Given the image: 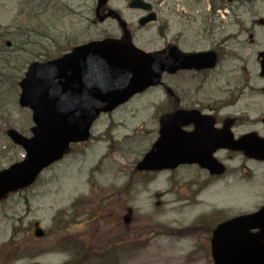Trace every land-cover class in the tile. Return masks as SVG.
Returning <instances> with one entry per match:
<instances>
[{
  "label": "rangeland",
  "instance_id": "374dc122",
  "mask_svg": "<svg viewBox=\"0 0 264 264\" xmlns=\"http://www.w3.org/2000/svg\"><path fill=\"white\" fill-rule=\"evenodd\" d=\"M128 1L111 0L108 6L129 25L138 46L145 47L150 41L149 47L159 48L157 24L139 29L141 12L128 9ZM146 1L156 6V0ZM184 1L193 2L168 0L160 10L159 18L170 25L169 37L179 28L177 14L186 8ZM250 3L245 8L264 17V0ZM95 7L96 0H0V38L17 47L25 43V49H20L25 53L17 48L12 51L29 64L47 60L60 47L66 51L74 43L119 37L115 21L94 23ZM242 17L250 23L248 14ZM228 31L235 28L228 27ZM185 36L189 41V33ZM240 39L242 46H231L239 60L223 62L198 94L191 93L198 83L190 74L182 75L185 82L179 86L180 78H167L182 105L199 101L206 107L226 101L225 91L237 87L240 70L244 77L247 73L254 76L247 34ZM17 68L14 73L9 69L0 74V171L24 155L6 138L5 131L14 128L31 136V114L18 108L19 90L10 79V75H19ZM168 106L159 90H150L101 116L86 146L73 147L68 157L46 169L33 186L2 200L0 264H67L73 249L79 252L80 246L88 251L90 242L96 252L86 260L108 264L104 255L111 240L115 242L116 264H212L209 241L216 225L264 205V164H241L236 158L230 162V173L219 178H210L191 166L172 172H137L136 165L157 139L158 117ZM249 129L243 127L238 132ZM215 157L225 163L221 155ZM211 213V221H221L214 225L204 222ZM35 224L45 233L44 238L32 235ZM169 228L184 230L185 236H172ZM104 240H109L105 246Z\"/></svg>",
  "mask_w": 264,
  "mask_h": 264
},
{
  "label": "water",
  "instance_id": "95a60500",
  "mask_svg": "<svg viewBox=\"0 0 264 264\" xmlns=\"http://www.w3.org/2000/svg\"><path fill=\"white\" fill-rule=\"evenodd\" d=\"M106 1L98 0V6ZM129 7L149 8L140 0H132ZM109 49L111 58L103 53L106 56L105 59L101 56V63L104 64H99V51ZM184 63L190 64V61ZM167 64L172 68L174 63ZM71 68H74L72 73ZM162 71L156 55L145 56L126 43L113 41L90 44L56 62L32 65L21 83L20 104L31 105L35 110L34 143L32 146L16 133H9L14 142L26 147L29 158L0 174V200L9 192L30 185L42 168L61 159L68 152L70 141L86 140L88 128L99 112L111 110L134 92L155 84ZM72 79L78 82L72 85L74 88L70 87ZM110 79L111 84L107 82ZM65 87L74 93L66 94ZM75 96L77 98H72ZM175 120L174 115L162 119L159 138L137 169L159 171L195 163L211 175H221L224 168L212 156L216 148L204 145V130L194 138L193 134L175 128L172 123ZM60 129H70L73 133H59ZM221 146L241 150L250 158L257 157L255 150H264V146H259L250 136L237 142L223 139ZM254 230L257 232L252 233ZM35 235L41 237L43 233L36 230ZM210 246L214 264H264V207L256 213L219 224L212 233Z\"/></svg>",
  "mask_w": 264,
  "mask_h": 264
},
{
  "label": "flooded vegetation",
  "instance_id": "af4514ba",
  "mask_svg": "<svg viewBox=\"0 0 264 264\" xmlns=\"http://www.w3.org/2000/svg\"><path fill=\"white\" fill-rule=\"evenodd\" d=\"M250 1L193 0L192 3L184 1L182 4L186 5V8L177 14L179 28L171 37H169L168 22L163 23L162 19H157L162 43L158 49L159 52L174 46L184 53H213L216 68L228 59L239 60L231 46H242L239 39L247 34V42L253 50L254 76L251 77L252 74L246 72L247 76L244 77V72L240 70L239 73L242 76L239 78L237 87L225 91L228 100L214 101L206 107H202L195 101L192 107L198 108L196 110L202 115L210 116L212 119L209 120V125L212 122L215 130H222L229 126L230 132L236 139L248 133H254L264 139V75L261 70L264 62V17H260L251 7L245 8L251 5ZM156 2L160 8L158 12L161 14L160 10L168 0H156ZM244 13L251 18L249 24L242 19ZM228 27L235 28V31H228ZM185 32L189 33V41L186 39ZM216 68L199 72L181 71L178 74L190 73L195 77L199 76L201 82L191 91L193 95H196L203 89L205 81L216 71ZM229 110L232 112H228ZM243 127H250V129L239 133V129ZM186 129L192 131L193 125ZM215 155H221V159L225 160L223 164L227 166H230V162L236 158L242 162L264 164V162L250 161L242 153L230 150H219Z\"/></svg>",
  "mask_w": 264,
  "mask_h": 264
},
{
  "label": "trees",
  "instance_id": "16d2710c",
  "mask_svg": "<svg viewBox=\"0 0 264 264\" xmlns=\"http://www.w3.org/2000/svg\"><path fill=\"white\" fill-rule=\"evenodd\" d=\"M114 244L115 243L114 242L112 243V240H111V264H116V256L114 254ZM83 254L75 253L74 259L70 264H84L86 262L87 257L89 256V252L87 251Z\"/></svg>",
  "mask_w": 264,
  "mask_h": 264
},
{
  "label": "bare ground",
  "instance_id": "6f19581e",
  "mask_svg": "<svg viewBox=\"0 0 264 264\" xmlns=\"http://www.w3.org/2000/svg\"><path fill=\"white\" fill-rule=\"evenodd\" d=\"M172 233H174V230L172 231Z\"/></svg>",
  "mask_w": 264,
  "mask_h": 264
}]
</instances>
